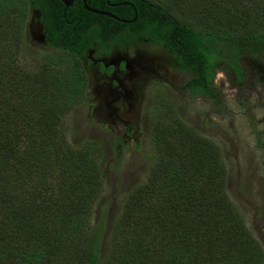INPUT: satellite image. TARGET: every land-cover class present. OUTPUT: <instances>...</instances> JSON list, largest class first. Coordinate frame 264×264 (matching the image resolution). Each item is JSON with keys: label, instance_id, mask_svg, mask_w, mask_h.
<instances>
[{"label": "trees", "instance_id": "1", "mask_svg": "<svg viewBox=\"0 0 264 264\" xmlns=\"http://www.w3.org/2000/svg\"><path fill=\"white\" fill-rule=\"evenodd\" d=\"M137 7L140 36L160 40L191 74L186 91L215 107L218 66L238 81L243 62L264 66V0H142ZM33 9L51 41L30 63L24 33ZM63 9L59 0H0V264H263L262 247L227 195L219 147L180 120L160 91L149 114L152 166L101 254L104 221L92 224V213L104 191L103 149L95 140L72 147L66 123L87 104L78 56L90 39L69 25L76 14L62 21ZM251 126L258 136L254 120Z\"/></svg>", "mask_w": 264, "mask_h": 264}, {"label": "rangeland", "instance_id": "2", "mask_svg": "<svg viewBox=\"0 0 264 264\" xmlns=\"http://www.w3.org/2000/svg\"><path fill=\"white\" fill-rule=\"evenodd\" d=\"M33 34L24 33L30 50L25 56L30 63L42 50L32 40ZM151 54L141 55L142 68L147 73L140 75L136 84L138 102L122 116L130 125L128 133L126 125L112 122L103 113L106 108L82 105L66 119L67 138L72 147L95 140L103 149L100 167L104 191L92 213V224L104 221L101 254L105 253L107 236L127 196L135 186L145 182L152 166L153 154L148 146L149 114L158 102L157 91L174 101L180 120L219 147L226 171L227 195L242 213L264 253V90L261 86L264 66L243 62L242 81L236 80L231 70L218 66L212 80L220 103L215 107L206 98L186 91L185 84L191 74L179 70L169 54L160 52L156 59ZM251 120L255 122L259 140ZM114 142L120 145L121 161L115 159Z\"/></svg>", "mask_w": 264, "mask_h": 264}, {"label": "flooded vegetation", "instance_id": "3", "mask_svg": "<svg viewBox=\"0 0 264 264\" xmlns=\"http://www.w3.org/2000/svg\"><path fill=\"white\" fill-rule=\"evenodd\" d=\"M140 1L142 0H71L69 6H66L59 0L64 7L62 21L71 17V14H76L79 21H72L69 25L79 27L78 32L83 31V39L86 36L90 39V45L78 56L87 77L86 106L92 109L106 108L109 112L105 110L103 113L112 122L119 121L126 125L127 133L130 125L122 116L129 113L138 102L139 97L135 95L136 84L140 75L147 73L142 68L141 55L147 56L149 52H153L150 57L156 59L158 53L165 52L178 66L166 46L158 42L160 40L140 36L139 33L145 26L139 21L137 5ZM27 33L33 34L32 40L39 47L50 48L51 40L40 10H32L26 26Z\"/></svg>", "mask_w": 264, "mask_h": 264}, {"label": "water", "instance_id": "4", "mask_svg": "<svg viewBox=\"0 0 264 264\" xmlns=\"http://www.w3.org/2000/svg\"><path fill=\"white\" fill-rule=\"evenodd\" d=\"M66 6H69L71 0H61Z\"/></svg>", "mask_w": 264, "mask_h": 264}]
</instances>
